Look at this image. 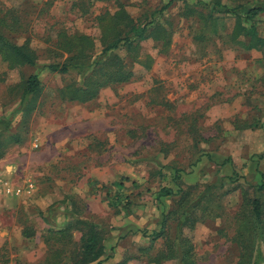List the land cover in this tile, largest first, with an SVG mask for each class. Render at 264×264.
<instances>
[{
    "label": "rangeland",
    "instance_id": "rangeland-1",
    "mask_svg": "<svg viewBox=\"0 0 264 264\" xmlns=\"http://www.w3.org/2000/svg\"><path fill=\"white\" fill-rule=\"evenodd\" d=\"M169 1L0 0L24 24L17 44L38 55L36 65L15 68L0 56V178L13 165L9 181L33 182L40 194L30 208L0 209V230L8 231L0 264H83L87 226L78 218L94 222L106 246L101 260L85 264H157L151 255L165 247L167 234L178 233L194 244L196 264H237L236 214L264 180V48L233 39L236 17L224 7L264 0H220L217 9V0H172L160 11ZM121 5L141 23L154 18L169 27V47L146 39L150 69L135 64L130 82L105 87L94 100H63L60 88L82 78L46 67L67 58L48 51L57 31L89 34L99 54V16ZM189 7L198 12L188 15ZM201 13L214 18L206 22ZM253 23L264 37V11ZM115 53L129 60L125 48ZM31 74L42 89L26 107L23 82ZM163 187L174 194L160 196ZM181 188H192L189 204L212 194L214 211L204 215L197 204L195 224L180 231ZM164 214L165 233L154 238ZM66 227L68 236L56 233Z\"/></svg>",
    "mask_w": 264,
    "mask_h": 264
},
{
    "label": "trees",
    "instance_id": "trees-1",
    "mask_svg": "<svg viewBox=\"0 0 264 264\" xmlns=\"http://www.w3.org/2000/svg\"><path fill=\"white\" fill-rule=\"evenodd\" d=\"M172 4V0L167 2L160 11L167 9ZM213 9L222 5L220 0L214 3ZM224 6V5H223ZM226 12H233L236 22L233 27L232 37L234 40H241L245 37L244 44L247 48H264V37L260 36L253 20L264 11V5L256 4L247 7L238 4L233 8L224 7ZM242 11H239L242 9ZM221 10V9H220ZM188 15H194L197 9L189 7ZM200 14V13H199ZM201 18L207 20L214 18V15L201 13ZM252 23L248 25L247 22ZM99 24L102 29L103 48L99 54H95L96 42L92 36L86 33H69L65 29L57 31L53 42V49H48L50 53L57 56L67 55L64 61L54 60L46 67L51 72L60 74L78 73L82 81L80 83H66L60 88V96L66 101L88 102L96 99L100 91L108 86L119 85L130 82L135 77L134 65L139 64L146 69L153 65V57L145 52L141 42L146 39L160 41L166 49L171 43L172 31L166 25L155 21L152 18L149 22H139L121 5L113 13L107 11L99 16ZM24 24L18 14L11 10L0 8V56L2 61L9 67L15 68L25 64L36 65L38 55L29 45L17 44L14 37L23 34ZM125 48L127 57L115 53L117 49ZM42 89V81L37 74H31L23 82L21 105L27 106L33 102V98ZM26 106V107H27ZM18 134L13 135L20 140ZM1 148V146H0ZM264 178V173H262ZM233 179V177H229ZM210 188V186H209ZM209 188H207L209 190ZM259 194L254 197H245L240 210L236 214L235 235L233 240L237 243L240 253L237 264H262L264 263V180L257 187ZM180 193L179 209L177 213V227L181 231L185 226H193L197 219L193 216V208L199 204L203 206L204 215L206 212L214 211L211 203L212 194H204L197 203H190L193 194L192 188L179 189ZM174 194L170 187H163L160 196ZM203 198V199H202ZM189 204V205H187ZM212 208V210H209ZM168 215L164 214L163 228L155 231L154 238L163 236L164 227ZM77 224L87 226L86 231H82V247L79 251L83 264L100 258L105 254V244L97 230L94 222L85 218L76 219ZM72 226V225H70ZM69 226V227H70ZM69 227L57 229L56 233L64 236L69 234ZM54 232V231H52ZM177 236L172 239L166 235V245L155 255H151V262L161 263L169 258H177L179 264H196L195 247L188 238ZM62 237H60L61 239ZM175 245V246H174ZM128 259L116 264H127Z\"/></svg>",
    "mask_w": 264,
    "mask_h": 264
},
{
    "label": "crops",
    "instance_id": "crops-1",
    "mask_svg": "<svg viewBox=\"0 0 264 264\" xmlns=\"http://www.w3.org/2000/svg\"><path fill=\"white\" fill-rule=\"evenodd\" d=\"M6 167L7 171H3L6 176L0 178V209L8 208V206L12 207L11 209L14 210L22 208V206H24V208H30V204L32 203V201H35V199H38L40 197V194L38 193L39 188L36 187L33 182L29 183V181L23 184L9 181L11 180L10 175H12V173L9 172H12L14 170V166L7 164ZM49 198L50 197L45 196V199ZM38 202H40V199L38 200ZM7 232L8 231L0 230V247L5 241L8 240V236L5 235V233Z\"/></svg>",
    "mask_w": 264,
    "mask_h": 264
}]
</instances>
